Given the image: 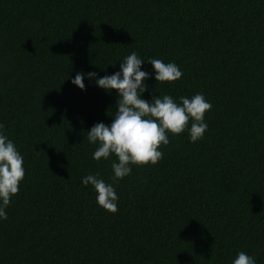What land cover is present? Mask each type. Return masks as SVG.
Listing matches in <instances>:
<instances>
[{
	"label": "trees",
	"instance_id": "trees-1",
	"mask_svg": "<svg viewBox=\"0 0 264 264\" xmlns=\"http://www.w3.org/2000/svg\"><path fill=\"white\" fill-rule=\"evenodd\" d=\"M133 51L183 71L158 82L145 61V99L202 92L213 107L202 139L169 133L158 163L116 182L112 213L82 178L113 175L86 137L112 122L116 90L72 78ZM0 123L26 169L0 264H264V0H0Z\"/></svg>",
	"mask_w": 264,
	"mask_h": 264
},
{
	"label": "clouds",
	"instance_id": "clouds-1",
	"mask_svg": "<svg viewBox=\"0 0 264 264\" xmlns=\"http://www.w3.org/2000/svg\"><path fill=\"white\" fill-rule=\"evenodd\" d=\"M145 61L153 66L158 82H175L183 76L176 62L157 58L145 60L133 51L120 62V70L111 75L81 71L72 78V83L82 90L86 89L85 76L95 78V83L109 93L116 90L117 110L112 122L96 123L86 137L91 144H98L92 153L93 159L100 161L116 156L111 164L113 175L110 181L102 178L99 172L82 178L85 186H93L98 205L112 213L118 211L116 182L131 175L133 165L158 163L164 156L161 145L170 143L169 133L178 135L187 130L190 141L195 143L209 128L205 114L213 105L202 92L191 97L180 96L178 100L160 91L151 100L144 98L149 88L146 81L153 76V72L143 70ZM25 174L24 156L6 134L5 125L0 123V219H7L6 209L20 191ZM232 264H257V259L255 255L240 251Z\"/></svg>",
	"mask_w": 264,
	"mask_h": 264
}]
</instances>
